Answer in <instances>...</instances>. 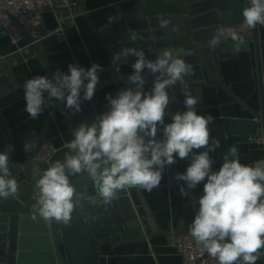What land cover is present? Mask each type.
I'll return each instance as SVG.
<instances>
[{
    "label": "clouds",
    "instance_id": "9594fccd",
    "mask_svg": "<svg viewBox=\"0 0 264 264\" xmlns=\"http://www.w3.org/2000/svg\"><path fill=\"white\" fill-rule=\"evenodd\" d=\"M242 17L246 28L264 26V0H248ZM170 23L160 18L159 28L168 29ZM226 36L239 51L244 37L235 30L226 33L224 28L215 29L208 45L215 48ZM130 56L136 59L127 83L134 87L120 90L115 96L107 95V111L73 129L74 138L63 145L68 150L63 161L56 160L37 173L34 212L46 224H69L73 212L83 207L85 200L95 202L99 198L107 205L118 192L130 188L151 192L159 187L165 169L177 158H191L186 171L175 176L178 184H186L187 188L180 186L186 197L191 196L189 190L204 182L203 195L189 226L191 237L218 264H256L264 249V159L242 164L238 148L231 145L214 170L215 160L210 153L220 149L221 143L210 135L209 125L214 118L197 113L195 106L200 97L189 90L185 81L195 75L193 65L171 51L148 59L145 51L136 47L121 48L112 63ZM103 71L97 63L87 69L69 64L67 73L57 69L51 79L43 75L28 79L24 84V111L35 119L45 107H53V99L73 112L81 111L82 99H93ZM145 71L154 76L148 91ZM177 85L185 97L186 111L169 113L175 98H170L168 90ZM169 114L171 122L165 123ZM9 159L7 151L0 152L3 199L16 195L19 189ZM85 174L94 185L95 197L87 194V186L78 190L70 179Z\"/></svg>",
    "mask_w": 264,
    "mask_h": 264
},
{
    "label": "water",
    "instance_id": "95a60500",
    "mask_svg": "<svg viewBox=\"0 0 264 264\" xmlns=\"http://www.w3.org/2000/svg\"><path fill=\"white\" fill-rule=\"evenodd\" d=\"M248 0H140L131 11L124 14L121 20L110 22L98 27L86 13L88 22L108 52L111 62L115 53L124 47H136L145 51L146 58L155 59L164 51H171L174 56L193 65L195 75L186 77L189 90L200 97L196 108L203 107L201 98L204 88H222L232 102L241 105L250 115L246 119L214 118L209 125L210 135L221 143V148L210 155L215 160L213 169L222 163V154L231 145L236 147L255 140H264V26L257 25L253 29L243 24L242 10ZM86 12V11H85ZM171 21L168 29L159 28V19ZM25 41L38 56L44 67L46 77H53V69L48 59V46L58 39L53 34L41 42H36L13 18ZM175 28L173 31L172 29ZM224 28L227 33L235 30L244 37V43L239 51L234 50V43L226 36L219 46L208 45L213 32ZM254 50L258 95L256 106L239 97L225 83L221 61L237 57L241 51ZM135 57L112 63L113 76L97 85V88L115 83L120 90L134 87L127 83V77L132 72H125L122 65L134 63ZM146 79L145 91L153 86L154 76L143 73ZM14 75L7 62H0V99L15 88L12 79ZM170 98H175L169 106V113L186 111L183 103L185 97L179 85L169 89ZM83 91H81V97ZM97 102L96 92L91 101H81V111L73 112L53 99V114L62 108L70 120L76 114L90 112V118L83 122H91L95 117L93 105ZM171 117L166 115L165 118ZM51 122L48 118L43 131L29 140L27 145V160L16 164L13 161V151L10 149L9 166L16 177L19 189L16 195L7 199L0 198V264H98L101 248L107 244L112 246L124 243H136L150 240L158 235H185L189 231L173 233L165 231L156 213L147 204L143 194L137 188H130L117 193L111 204H104L99 198L95 202L85 200L83 207L77 208L69 224H46L33 210L35 204V178L42 172L39 164H34L31 157L39 146L47 141V130ZM8 130L7 125L4 126ZM10 143L12 135L9 134ZM169 186L186 198L195 212L198 200L203 195L202 182L195 189L189 190L190 197L183 196L178 190L180 186L187 188L184 182L175 181L174 169L170 170ZM206 182V181H205ZM72 183L78 190L94 188L86 175ZM137 195L140 204L134 198ZM96 196V192L93 195ZM37 249L36 247H39ZM199 264V261L196 263Z\"/></svg>",
    "mask_w": 264,
    "mask_h": 264
},
{
    "label": "crops",
    "instance_id": "0c3cea01",
    "mask_svg": "<svg viewBox=\"0 0 264 264\" xmlns=\"http://www.w3.org/2000/svg\"><path fill=\"white\" fill-rule=\"evenodd\" d=\"M139 2L140 0H82L81 6L72 11V16L67 11L60 12L61 16L66 17L62 24L63 29L57 33L58 39L48 46L47 52L53 72L59 69L67 73L69 64H77L87 69L92 63H97L104 68V71L99 74L100 84L109 80L113 76L110 56L88 22L86 13L98 27H102L110 22L121 20L124 14L135 8ZM45 20L46 30L49 32H56L61 26L54 12H46ZM16 49L17 46L11 39L0 33V62L8 63L14 75L12 82L15 86L8 95L0 99V152L7 151L10 156L11 149L13 161L16 164L26 161L28 156L26 149L30 146L27 143L43 131L51 116L47 130V142L52 143L57 148V152L50 161L40 165L43 171L56 160L63 161L64 154L68 151L63 148V145L74 138L73 129L83 120L90 118V112L76 114L71 121L62 108L53 114V103L52 108L45 107L37 118L32 119L24 111L26 107L24 84L32 77L46 76V74L41 60L33 51L31 54H24L15 52ZM132 64L128 62L121 67L125 72H133ZM221 69L225 83L239 97L256 106L258 78L254 50L241 51L237 57L222 60ZM118 91L120 89L115 83L107 84L96 90L97 102L93 105L96 116L107 111L108 102L105 97L109 94L115 96ZM201 102L203 107L196 108L199 115L210 114L213 118L237 120L250 117L241 105L231 103L232 98L220 87L204 88ZM170 122L171 117L165 118V123ZM5 125L8 130H5ZM9 134L12 135L11 143L8 141ZM237 148L242 164L251 165L255 161L264 159L263 139L240 144ZM190 163L191 158L185 160L177 158L175 164L165 169L158 188L151 192L137 188L156 213L165 231L177 234L189 231V226L196 214L188 200L169 186L171 168L174 169L175 177L177 173L185 172ZM80 177H70V179L72 181ZM87 194L93 196L95 190L88 189ZM134 198L140 204L137 195H134ZM183 236L158 235L143 242L115 246L107 244L101 248L98 264H184L183 256L177 248V243ZM36 248L40 249V245ZM256 264H264V249L260 250Z\"/></svg>",
    "mask_w": 264,
    "mask_h": 264
},
{
    "label": "built area",
    "instance_id": "2783aa9c",
    "mask_svg": "<svg viewBox=\"0 0 264 264\" xmlns=\"http://www.w3.org/2000/svg\"><path fill=\"white\" fill-rule=\"evenodd\" d=\"M82 0H0V33L8 36L17 46L15 52L31 54L30 45L13 23L16 18L22 27L36 41L41 42L63 29V21L66 17L60 12L67 11L72 16V11L81 6ZM54 12L61 24L56 32L46 30V12ZM57 152V148L50 142L42 143L31 157L34 164L41 165L50 161ZM177 248L183 256L184 264H218L215 259L201 251L190 234H185L177 243Z\"/></svg>",
    "mask_w": 264,
    "mask_h": 264
}]
</instances>
